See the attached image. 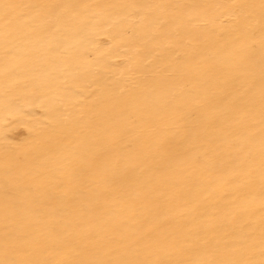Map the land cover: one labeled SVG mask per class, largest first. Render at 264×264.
Here are the masks:
<instances>
[{
	"label": "bare ground",
	"instance_id": "6f19581e",
	"mask_svg": "<svg viewBox=\"0 0 264 264\" xmlns=\"http://www.w3.org/2000/svg\"><path fill=\"white\" fill-rule=\"evenodd\" d=\"M0 260L259 264L262 0H6Z\"/></svg>",
	"mask_w": 264,
	"mask_h": 264
},
{
	"label": "snow or ice",
	"instance_id": "6c2138e0",
	"mask_svg": "<svg viewBox=\"0 0 264 264\" xmlns=\"http://www.w3.org/2000/svg\"><path fill=\"white\" fill-rule=\"evenodd\" d=\"M33 7L31 5H22L18 3L6 2V0H0V24L4 28L5 37L11 34V29L16 25L24 16V13L21 11L24 8ZM261 12L264 14V0L261 3ZM262 105H264V88H262ZM262 133H264V109H262ZM261 179L264 183V139H262V148H261ZM262 209H264V203H262ZM264 220V217H262ZM260 254L262 259L259 261V264H264V232L261 235L260 241ZM0 264H44L41 261L33 260H0ZM83 264H131L128 261H111V260H97V261H87ZM174 264H180V262H174ZM197 264H256V262L251 260H227V261H214L207 260L202 262H197Z\"/></svg>",
	"mask_w": 264,
	"mask_h": 264
}]
</instances>
